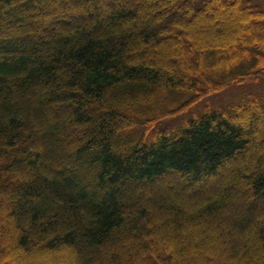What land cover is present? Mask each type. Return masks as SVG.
<instances>
[{"label":"trees","instance_id":"1","mask_svg":"<svg viewBox=\"0 0 264 264\" xmlns=\"http://www.w3.org/2000/svg\"><path fill=\"white\" fill-rule=\"evenodd\" d=\"M228 10L222 27L202 16ZM263 79L252 0H0V199L15 260L264 264V87L168 124ZM44 150L65 155L51 167Z\"/></svg>","mask_w":264,"mask_h":264},{"label":"rangeland","instance_id":"2","mask_svg":"<svg viewBox=\"0 0 264 264\" xmlns=\"http://www.w3.org/2000/svg\"><path fill=\"white\" fill-rule=\"evenodd\" d=\"M252 1H253L254 5H256L259 8H261L262 10H264V0H252ZM46 8L49 9L52 7L47 6ZM229 13H231V10L226 11V14H219L218 12L208 11L207 13H203L202 16L206 17V19L210 23H213L214 26L222 27L225 25H229L230 21L233 22V16L230 15ZM104 16L105 17L109 16V10H104ZM198 19H197L195 25L198 24L197 23ZM237 24L238 23H236V25ZM47 26L50 28L51 24H47ZM198 31L201 33L202 28H200ZM156 57L158 59H161V60L164 59V58H162L163 56L161 55V53L157 54V56L152 55L148 58L154 59ZM180 61H181L180 63H183L182 59ZM263 87H264V79L258 83L247 84V85H243V86H232V87L226 88V89H224L218 93H215V94H212V95H209L207 97L202 98L194 106L188 107V109L184 113L176 115L173 118H171L170 120H168V124H173L177 121L182 122V120L184 118H189L195 113L203 114L207 108L216 109L218 107H225L230 103L236 102L241 97V95L243 93L250 92V91H258V90H261ZM71 107H72L71 105H65L63 107H60L59 113L57 111H54V112L57 113L59 116L65 115L70 111ZM42 119H46V118L42 117ZM72 140H73V138H69L68 141H72ZM43 153H44V155H46L45 150L43 151ZM46 153L48 155V157L46 155L47 161H49V165L51 167L54 165V163L57 161V159L59 157H62L65 155V154L63 155L62 153L56 152L52 156L50 154V152L47 151ZM7 182L11 183L12 185L15 183L16 184L19 183V181L16 178H12V179L8 180ZM213 187L216 189L219 187V185L217 183H215L214 181L207 182V184L205 186H203V188L201 190H198V193H201V192L205 193L209 189H214ZM156 188H157V186L151 187L152 193L153 192H155V193L159 192V188H157V189ZM200 188H201V186L198 187V189H200ZM235 190H236L235 191L236 195L234 197L235 199L233 200L234 206L240 204V201H241L240 195L243 191L242 184H239V187H236ZM195 192H197V191H195ZM142 193H143V200L151 199V195H149L148 192L144 191ZM177 193L178 194L181 193L180 196H182V199H186V196L190 195L191 192H187L186 190H181V186L178 185V186H175L173 188L171 195L173 197H175V196L177 197L178 196ZM0 195H1V193H0ZM4 204H5L4 199H0V259H1L0 261L2 264H65V262H66V264H74L72 261H70L71 257H66L65 258L66 260H64L63 258H62L63 260H61V258H60V260H57L56 262L53 260H50V259L48 260L47 258H43V260L41 259L40 261H37L36 259H34V260H31V262L27 261V260L17 262V260H15V257H14L15 253L12 250H10L9 245L6 242L7 238L10 236V233L12 232V230H11V226L8 223V220L6 219V217L4 219V217H2V214H1V210L4 207ZM221 220L223 221L224 218H221ZM13 226H14V228H17V224L14 223ZM153 241L151 240L150 243L154 246V244L156 243V240L154 242ZM194 253L197 256H200V255H204L205 252L203 250H200V251L194 250ZM224 253H225V250L221 249V251L218 252V257H220L219 255L224 256ZM223 256H222V258L220 257L222 260L224 259ZM211 260H212V258H211ZM206 264H211V263H206Z\"/></svg>","mask_w":264,"mask_h":264}]
</instances>
